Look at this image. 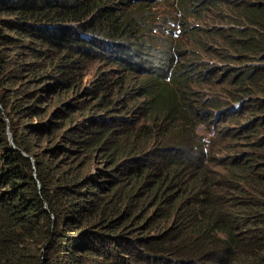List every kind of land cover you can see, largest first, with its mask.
Returning <instances> with one entry per match:
<instances>
[{"label": "trees", "instance_id": "obj_1", "mask_svg": "<svg viewBox=\"0 0 264 264\" xmlns=\"http://www.w3.org/2000/svg\"><path fill=\"white\" fill-rule=\"evenodd\" d=\"M159 2L0 0V264H264V0Z\"/></svg>", "mask_w": 264, "mask_h": 264}, {"label": "clouds", "instance_id": "obj_2", "mask_svg": "<svg viewBox=\"0 0 264 264\" xmlns=\"http://www.w3.org/2000/svg\"><path fill=\"white\" fill-rule=\"evenodd\" d=\"M170 2H171V0H170ZM173 9L174 8H172V10ZM192 21H193V24H195V25H198V24L203 25V24H206L208 22L207 20L205 21L202 19H192ZM210 21L215 22L216 19L213 17L210 19ZM168 23H170L172 25L168 26ZM168 23H162L159 25V27L173 28L172 34H176L175 37H178L179 41L184 42L183 37H181V36L179 37V35H178L181 32L180 23H175V22H168ZM223 25H226V24H223ZM164 34H165V32H164ZM181 34H201V33H192V32H189L187 30H184ZM187 59H189L188 56L179 57V60H187ZM203 59L206 60V57H203ZM218 60H219L218 57H208V62H217ZM227 100H230V98ZM236 104H237V102H232L233 106H236ZM222 119H223L222 114H219L218 116L214 117V119H212L213 120L212 124H214V126L215 125L219 126L220 124H222V121H221ZM230 126H233L232 123H230ZM210 132L212 133V131H210ZM206 134H207V132H206ZM212 137H213V140L215 141L214 145H216L215 148H213V145L211 144L212 145V148H211L212 155H215V156L223 155V154L217 153V151L222 150V149L225 150L224 154H226V156L227 155L229 156V155H232L235 153H242L244 150L243 141H238L235 143V141L233 139L229 140L226 137L218 138L215 136V131L212 133ZM211 145L206 144V146H210V147H211Z\"/></svg>", "mask_w": 264, "mask_h": 264}, {"label": "rangeland", "instance_id": "obj_3", "mask_svg": "<svg viewBox=\"0 0 264 264\" xmlns=\"http://www.w3.org/2000/svg\"><path fill=\"white\" fill-rule=\"evenodd\" d=\"M171 6H172V4L170 3V0H160L159 3L153 4L151 6V9L157 10V13H161L166 9L169 12V11H172ZM171 25L172 24L168 23V26H171ZM98 66H101V65L97 61H90L83 68V73L81 74V80H80L79 86L77 87L78 94H79V97H77V98H83V97L87 96L82 92L83 87L87 86L89 84V82L95 77V74L97 73ZM103 68H107V66H103ZM223 84H224L223 81H220L217 83V86H221ZM75 95H76V92L73 94V96H75ZM227 99H229V96L226 97V100ZM203 124H205V122H202L198 126V133L203 134L204 139H205V135L207 132V135H206L207 139H208V141H209V139L211 141V142H208V144L209 145L212 144L213 148H215V146H216V145H214L215 141L213 140L212 133L210 132L211 131V125L208 124V125H206V127H204ZM212 145H211V148H212ZM224 152H225L224 149L217 151L218 154H224ZM167 223H168V226L173 225L171 220L167 221ZM171 261H172V256H169L168 263ZM178 262L180 263V261H178Z\"/></svg>", "mask_w": 264, "mask_h": 264}]
</instances>
